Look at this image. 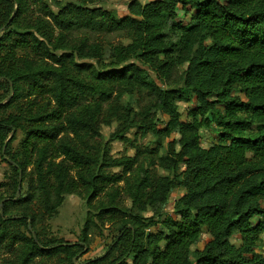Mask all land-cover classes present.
<instances>
[{"label":"trees","instance_id":"1","mask_svg":"<svg viewBox=\"0 0 264 264\" xmlns=\"http://www.w3.org/2000/svg\"><path fill=\"white\" fill-rule=\"evenodd\" d=\"M100 2L53 11L54 0H0V157L15 179L0 207V259L76 264L85 243L33 230L76 193L100 217L123 218L107 253L81 264H264V0H130L121 16ZM112 121L104 140L99 127ZM133 129L155 141L140 147ZM203 129L216 135L206 147ZM113 140L135 154L113 156ZM19 174L31 177L13 199ZM120 182L129 208L117 206Z\"/></svg>","mask_w":264,"mask_h":264},{"label":"rangeland","instance_id":"2","mask_svg":"<svg viewBox=\"0 0 264 264\" xmlns=\"http://www.w3.org/2000/svg\"><path fill=\"white\" fill-rule=\"evenodd\" d=\"M68 1H75V0H54L55 5L52 3H49V6L53 11L56 10V3H66ZM130 0H101L100 3L96 5H102L104 8L109 9L114 14H117L118 16H121L125 13L127 2ZM141 3H145L150 0H138ZM81 36V35H79ZM100 37V36H99ZM102 37L100 38V40ZM109 40L112 42H117V39L115 36H110ZM125 42V40H124ZM104 45V44H103ZM104 49H107V46L104 45ZM121 102L123 104H126L127 102L131 103L132 106L136 105V97L135 96H128L125 95L122 97ZM180 106V111L182 112V118H185V112L188 105L187 102H178ZM158 118H165V116L157 114ZM116 127V122L112 121L110 124H101L99 127V130L103 136L104 140H107L110 138V134L113 132L114 128ZM136 130H131L127 133V135L133 139V142L137 143L140 147L149 146L152 144L151 142L155 141V139L149 135L146 134L144 137H140L139 135L135 136L134 132ZM201 139L200 143L203 147H206L212 142L216 141V135L209 131V129H203L199 132ZM22 138V135L20 132H16L15 139L11 142V149L14 150L20 139ZM9 139V138H8ZM161 149L159 150V154L165 153V144L161 142ZM3 146V145H2ZM2 148H0V151ZM136 150L129 146L127 143H124L122 141L113 140L110 143V153L113 156H120L122 154H126L129 156H133L135 154ZM1 153V152H0ZM6 158L8 155H5ZM144 165L149 168V170L156 175L163 174V171L159 167L148 165V162H144ZM31 167L27 168V172H29ZM119 169H115L117 171ZM20 196H25L27 193V181L30 179L31 175L26 174L25 177H22V174H20ZM24 178V179H23ZM15 179L12 178V171L7 164V162L4 161L2 157H0V202L4 198H9L8 195L11 194V184L12 181ZM19 180V176L17 178V181ZM18 185V183H17ZM16 185V189H17ZM118 187L122 189L123 182H120L117 184ZM182 193V190L180 188L174 189L170 197L168 198L167 205L165 208L166 214H171V207L175 199ZM16 194V190L14 193V196ZM131 202V198L127 196V194L122 189L121 193L119 194L117 198V206L121 208H129ZM21 211L16 208H11L8 212L9 215L15 216L19 214ZM98 210L95 206L91 207L86 204L85 199L82 195L79 194H67L64 196L63 201L61 205L58 207L57 212L52 215L51 217L44 218L43 221L36 224L35 232H37L40 235V238L42 240H49V239H56V240H62L65 242L74 243L77 241L85 243V246L82 250V252L78 253L72 261H74L76 264H81L84 261H87L89 259H93L96 257H100L107 253L108 248L111 246L113 241L115 240L117 236V231L120 222H123V218H121L119 215L118 217H110V216H104L100 217L98 214ZM134 213L139 214L140 216L149 218L154 213L153 210H146L142 212H138L137 210H134ZM90 217L93 221L88 223V228L86 229L87 235L83 236V229L84 224L86 223L87 218ZM20 231H25V228L21 226ZM208 236L205 234L202 237V240L199 242L198 246L201 247L203 244V241ZM231 240L234 244H239V239L237 236H232ZM259 253L264 254V240L262 241L261 246L257 250ZM13 260V256L11 255V252L5 251V253L2 254V257L0 259V264H10V262ZM127 262H130L127 259ZM69 260L65 255L60 254L58 257H38L34 259L33 264H68Z\"/></svg>","mask_w":264,"mask_h":264},{"label":"water","instance_id":"3","mask_svg":"<svg viewBox=\"0 0 264 264\" xmlns=\"http://www.w3.org/2000/svg\"><path fill=\"white\" fill-rule=\"evenodd\" d=\"M13 133V132H12ZM5 146H6V141L4 142L3 146H2V154L4 153V150H5ZM19 193H20V174H19V182H18V185H17V189H16V194H15V197L13 199H16L18 196H19ZM5 199H3L1 202H0V207H1V204L2 202L4 201ZM0 215H2V210L0 209ZM28 228L30 229V224L28 223ZM33 235V234H32ZM34 237V240L36 239L35 235H33Z\"/></svg>","mask_w":264,"mask_h":264}]
</instances>
